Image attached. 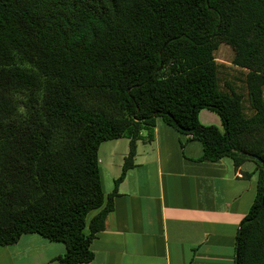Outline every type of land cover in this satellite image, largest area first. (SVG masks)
Returning a JSON list of instances; mask_svg holds the SVG:
<instances>
[{
	"label": "trees",
	"instance_id": "1",
	"mask_svg": "<svg viewBox=\"0 0 264 264\" xmlns=\"http://www.w3.org/2000/svg\"><path fill=\"white\" fill-rule=\"evenodd\" d=\"M220 43L247 108L220 76ZM202 110L222 129L201 124ZM157 119L201 143L197 161L255 164L234 264H264V0H0V246L36 234L65 245L59 264L91 262ZM120 138L129 151L106 196L98 150Z\"/></svg>",
	"mask_w": 264,
	"mask_h": 264
},
{
	"label": "crops",
	"instance_id": "2",
	"mask_svg": "<svg viewBox=\"0 0 264 264\" xmlns=\"http://www.w3.org/2000/svg\"><path fill=\"white\" fill-rule=\"evenodd\" d=\"M218 118L208 110L198 116L201 124L221 130ZM141 136L134 167L118 185L104 230L92 241L94 258L80 264H234L236 232L255 199V164L235 169L227 157L197 161L201 143L160 119L152 139L146 131ZM128 151L127 138L99 147L106 196ZM65 251L62 242L27 234L14 245L0 246V264H59Z\"/></svg>",
	"mask_w": 264,
	"mask_h": 264
},
{
	"label": "rangeland",
	"instance_id": "3",
	"mask_svg": "<svg viewBox=\"0 0 264 264\" xmlns=\"http://www.w3.org/2000/svg\"><path fill=\"white\" fill-rule=\"evenodd\" d=\"M235 55L236 54L234 49L230 45L225 43H220L217 51L215 52L216 61L219 64H222V67H220L219 69L221 78L223 80L234 81L235 85L238 86V92L242 93L244 96V107L247 108L246 88L243 84V77L240 75L239 70L232 65V62L235 59ZM245 112L249 113L248 111H246V109ZM91 214L88 215L87 220L90 219Z\"/></svg>",
	"mask_w": 264,
	"mask_h": 264
},
{
	"label": "water",
	"instance_id": "4",
	"mask_svg": "<svg viewBox=\"0 0 264 264\" xmlns=\"http://www.w3.org/2000/svg\"><path fill=\"white\" fill-rule=\"evenodd\" d=\"M263 168H264V166H263Z\"/></svg>",
	"mask_w": 264,
	"mask_h": 264
}]
</instances>
